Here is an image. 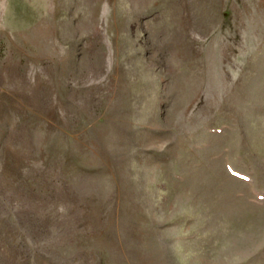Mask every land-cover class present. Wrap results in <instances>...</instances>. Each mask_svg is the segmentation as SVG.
Segmentation results:
<instances>
[{
	"label": "rangeland",
	"instance_id": "1",
	"mask_svg": "<svg viewBox=\"0 0 264 264\" xmlns=\"http://www.w3.org/2000/svg\"><path fill=\"white\" fill-rule=\"evenodd\" d=\"M0 264H264V0H0Z\"/></svg>",
	"mask_w": 264,
	"mask_h": 264
}]
</instances>
